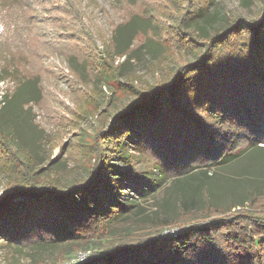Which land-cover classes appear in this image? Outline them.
<instances>
[{"label":"trees","instance_id":"16d2710c","mask_svg":"<svg viewBox=\"0 0 264 264\" xmlns=\"http://www.w3.org/2000/svg\"><path fill=\"white\" fill-rule=\"evenodd\" d=\"M164 1L177 7L171 24L164 28L156 19L154 27L160 25L166 34L160 45L165 61L174 66L161 71L163 79L152 85L125 84L134 102L113 115L112 125L90 143L91 163L81 181L59 185L61 180H42L45 169L33 168L41 163L22 149L14 150L15 132L2 124L3 111L13 113L15 107L39 101L38 78H24L14 93H7L0 105V172L10 179L0 199L3 242L33 254L60 247L55 264H264V211L258 210L264 207V191H253L246 203L221 208L204 184L213 168L256 149L255 155L264 151V6L252 22L235 18L228 28L211 34L196 24L213 0ZM151 17L131 13L115 33ZM118 42L112 36L106 57L96 56L91 45L68 52L72 71L83 81L91 74L119 82L114 58L126 55L128 63L134 54L130 46L121 50ZM126 146L136 154H129ZM155 170L175 182H196L203 175L197 183L180 186L184 194L175 225L183 231L161 238L167 223L111 229L118 216L135 206L122 192L128 184L151 190ZM98 239L103 242L96 243ZM66 242L75 244L65 250ZM84 249L91 253L73 262Z\"/></svg>","mask_w":264,"mask_h":264},{"label":"rangeland","instance_id":"374dc122","mask_svg":"<svg viewBox=\"0 0 264 264\" xmlns=\"http://www.w3.org/2000/svg\"><path fill=\"white\" fill-rule=\"evenodd\" d=\"M131 2L0 0V95L5 90L14 93L24 78H38L42 90L37 103L15 107L13 113L3 111L1 121L6 130L11 128L15 132L14 150L22 149L25 156H32L41 163L33 168L37 171L45 169L42 180L53 183L61 180L57 183L64 185L86 178L91 163L90 143L112 125L113 115L124 112L134 102V97L124 91L125 84L139 86L144 82L152 85L163 79L161 71L174 66L173 62L164 59L167 56H163L160 41L166 34L160 25L166 28L171 24L170 14L176 10V5L164 0H137L136 6ZM263 6L264 0H213L196 25L198 29L213 34L228 28L235 18L252 22ZM131 13L151 14L153 17L151 21L136 19L120 27L116 34L117 26ZM156 19L160 25L154 27ZM147 31L154 40L148 39ZM134 34L138 36L132 41ZM114 35L121 50L130 46L134 54V59L128 63L126 55L114 58L119 82H109L105 75L100 79L89 74L86 78L90 81L79 79L67 59L68 52L81 46L88 49L91 45L96 56L106 57L110 51L107 45L112 43ZM96 61L98 59L90 61V66ZM37 95V92L31 93V96ZM97 99L104 105H100ZM260 146L264 148V144ZM126 148L129 154H136L132 146ZM253 152L257 149L208 172L211 179L204 184L214 204L225 208L232 203H246L253 191H264V151L256 155ZM202 177L198 175L196 182L189 178L175 182L155 170L150 175L151 190L141 184L136 187L128 184L122 194L135 206L125 215L118 216L111 229L128 226L140 229L167 223L159 235L182 230L175 225L184 194L180 186L197 183ZM9 183L10 179L0 172V199L7 193ZM258 210L262 212L264 207ZM176 234L179 233L176 231ZM109 236L106 234L105 239ZM100 242L103 239L96 240V243ZM71 243L75 244L66 242L63 249H69ZM41 250L36 254L26 252L0 238V264L58 262L60 247ZM90 253L91 250L84 249L74 255V260H83Z\"/></svg>","mask_w":264,"mask_h":264},{"label":"built area","instance_id":"2783aa9c","mask_svg":"<svg viewBox=\"0 0 264 264\" xmlns=\"http://www.w3.org/2000/svg\"><path fill=\"white\" fill-rule=\"evenodd\" d=\"M9 91H7V90H5L4 92H3V94H1L0 95V105H3L4 104V99H5V96L7 95V93H8ZM179 234H180V232H182L183 230H176ZM176 231H174V232H172V233H170V232H166L165 234H162V235H160L161 236V238H166V237H168V236H177L178 234H176ZM87 255V254H86ZM76 260H74L73 262H75Z\"/></svg>","mask_w":264,"mask_h":264}]
</instances>
